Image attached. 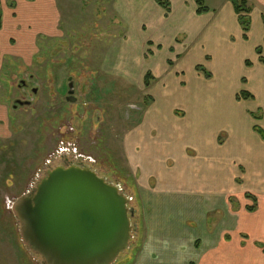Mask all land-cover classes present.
<instances>
[{"label": "rangeland", "instance_id": "obj_1", "mask_svg": "<svg viewBox=\"0 0 264 264\" xmlns=\"http://www.w3.org/2000/svg\"><path fill=\"white\" fill-rule=\"evenodd\" d=\"M1 1L0 264H43L22 242L10 202L35 186L51 155L58 156L59 149L72 153L75 146L90 156L94 168L119 182L133 197L135 236L116 264H134L146 236L145 210L127 151L133 147L135 129L160 102L164 105L160 113L168 120L175 112L178 120L187 119L193 99L199 100L206 123L232 118L228 113L235 110L261 108L263 113L257 110V115H264V84L247 79L257 68L264 70L255 53L264 39V4L248 1L252 24L247 42L238 21V25L232 23L236 17L230 0H205L210 12L202 16L194 0H170L168 14L155 0H55L56 9L50 0ZM46 4L51 10L48 19L58 22L51 27L57 29L48 35L37 34L33 26L43 24ZM27 25L25 31L22 27ZM261 47L260 56H264V41ZM197 65L212 77L207 79ZM148 72L152 75L149 85L145 83ZM262 73L256 76L264 78ZM70 76L79 86L80 80L85 82L77 104L65 100ZM21 80L30 87L22 90ZM32 87L39 93L33 94ZM244 90L253 91L255 101L234 103ZM17 98L32 103L14 109ZM75 123L81 129L78 132ZM258 123L264 128V118ZM246 186L247 179H242L240 196H232L228 205L227 195L222 194L172 201L169 218L173 224L166 228L169 241L185 256L196 238L206 251L228 223V213L237 212L245 223V218L240 219L241 207L246 213L249 204L257 206L253 194L245 196ZM226 227L231 243L237 244L236 231L229 224ZM245 232L250 243L264 245L257 230ZM222 248L211 256L225 254Z\"/></svg>", "mask_w": 264, "mask_h": 264}, {"label": "crops", "instance_id": "obj_2", "mask_svg": "<svg viewBox=\"0 0 264 264\" xmlns=\"http://www.w3.org/2000/svg\"><path fill=\"white\" fill-rule=\"evenodd\" d=\"M260 1L264 4V0ZM49 2L54 4L53 7L56 9V1L50 0ZM45 8L42 12L43 24L39 25L40 27L33 26L37 34L48 35L57 29L51 27L53 23L57 27L58 22L53 21L52 23L48 19V17L51 18V10L47 4ZM232 9L237 19L232 23L238 25V15L234 7ZM2 19L4 21V17ZM262 23H264V16H262ZM262 25L264 27V24ZM239 26L242 30L240 23ZM22 28L26 31L29 27L27 25V28ZM57 31L61 30L58 28ZM248 38L243 37V40L250 41V31ZM263 41L256 46L255 53ZM246 66L249 68L252 64L251 66L246 64ZM262 69L257 68L253 71V76L247 79L252 78L264 84V78H261L264 71ZM257 73L261 74L256 76ZM242 84L245 88L248 86V82ZM249 92L254 98L247 100L255 101L256 94L253 91ZM236 94V92L233 93V95ZM237 95L234 103L247 101L237 100ZM198 101L193 99L189 108L190 113L186 114L187 119L182 121L178 120L176 112L169 120L162 117L160 110L164 105L162 106V102L156 103L155 107H151L152 109L144 114L137 125L134 131V143L131 142L133 147L131 148L130 145L127 148L132 163L131 171L139 189V200L145 210L143 221L146 224L145 240L134 264H264L260 263L264 260V245L256 243L255 246L254 240L250 243L248 235L245 234V230H257V237L264 241V212L262 211L264 206V137L254 129L255 126L261 127L258 122L263 120V112L259 110L261 108L235 110L228 113V116L233 115L232 118L211 124L205 122ZM257 110L262 112V119L255 118L259 116ZM261 128L264 130L263 127ZM222 133L225 136L223 140L221 139ZM242 179L244 182L247 179L249 184V187L246 186L245 196L251 197L250 195L253 194L252 199L257 204L253 211L248 209L252 207L249 204L246 207V213L241 207L242 216L240 217L242 218L240 219L245 218V223L238 219L237 212L232 211V215L228 213L229 219L228 223H225V228L219 230L206 251L200 249V239L196 238L190 245L191 250L186 256L179 252L178 245L169 241L167 235L169 230L166 229L173 224L169 218L171 202H182L197 194H222L227 195L226 204L228 205L232 196L241 193ZM228 224L236 231L237 244L231 243L232 239L226 227ZM161 233L163 236L160 235ZM146 248L152 250L151 256L146 255ZM216 248H222L225 254L217 253L211 256L212 252L217 251Z\"/></svg>", "mask_w": 264, "mask_h": 264}, {"label": "water", "instance_id": "obj_3", "mask_svg": "<svg viewBox=\"0 0 264 264\" xmlns=\"http://www.w3.org/2000/svg\"><path fill=\"white\" fill-rule=\"evenodd\" d=\"M132 201L92 166L72 164L49 169L11 209L22 242L43 264H116L135 236Z\"/></svg>", "mask_w": 264, "mask_h": 264}, {"label": "flooded vegetation", "instance_id": "obj_4", "mask_svg": "<svg viewBox=\"0 0 264 264\" xmlns=\"http://www.w3.org/2000/svg\"><path fill=\"white\" fill-rule=\"evenodd\" d=\"M34 75H32L33 77ZM70 80L72 81V90H73V93L72 94H69V83H70ZM85 82L81 81L80 80V86L78 85L77 81L73 78V77H69L68 78V81L66 83V88H65V92H64V96H65V100L66 101H69L71 102L72 104H77L78 102V94L83 92L84 89V84ZM19 87L23 90V89H26V88H29V83H27V81L25 80H21V82L19 83ZM86 87V86H85ZM32 90V93L33 94H38L39 93V90L37 87H32L31 88ZM53 92L56 94L57 91L53 90ZM52 92V94H53ZM70 99V100H69ZM31 101L27 100V99H21V98H17L15 100V104H13V108L16 109L17 107L20 106H26V105H31ZM101 117L100 116H97L96 120H100ZM94 122V121H93ZM75 131L78 132L80 131V127H79V124L78 123H75ZM73 129V130H74ZM77 142V141H76ZM75 146V144H74ZM73 149V148H72ZM75 151L72 152V153H68V152H65L64 150L63 151H58V156L56 153H54L53 155H51V159H48L46 160V162L44 163V168L45 170L43 171V174L42 176L51 168L57 166V165H64V166H69V165H72V164H76V165H80V166H83V165H87V166H92L94 168V165L91 164V161L92 159L90 158V156H86L85 154H83V151L80 152V150L78 149L77 146L74 147ZM96 169V168H95ZM97 170V169H96ZM98 171V170H97ZM99 172V171H98ZM100 175H102L100 172H99ZM40 176L38 178V180L42 177ZM104 177H107L105 175H102ZM37 180V182H38ZM110 180V179H109ZM113 181V180H111ZM36 182V183H37ZM115 183H119L117 181H113ZM120 184V183H119ZM36 185V184H35ZM35 187V186H34ZM34 187H32V189L30 191H28L27 193H31L34 189ZM26 194V193H25ZM24 195V194H23ZM16 200L10 202L12 205L13 203L15 202ZM11 205V206H12ZM12 210V209H10ZM13 212V211H12ZM135 217V216H134ZM133 219V218H132ZM133 222H134V219H133Z\"/></svg>", "mask_w": 264, "mask_h": 264}, {"label": "trees", "instance_id": "obj_5", "mask_svg": "<svg viewBox=\"0 0 264 264\" xmlns=\"http://www.w3.org/2000/svg\"><path fill=\"white\" fill-rule=\"evenodd\" d=\"M155 1L161 8H163L167 12V14L171 12L172 3L170 0H155ZM230 1L234 7L236 14L238 15V20L242 27V30L244 31L243 37L244 39H248V32L250 31V26H251L252 7L249 6L248 0H230ZM195 3L197 5L198 15H203L210 11V8L205 4L206 3L205 0H195ZM1 22H2V11H1V0H0V26H1ZM257 53L259 55L262 54V47H257ZM259 60L260 62L264 63V56H260ZM246 64L248 66H251L250 61H246ZM196 69L200 72H203L206 78L212 77V73L208 71L204 66L197 65ZM151 78H152V75L148 72L145 76V83L147 85L150 84ZM253 98H254L253 94H251L247 90L241 91L237 95V100H247V99H253ZM255 118L262 119V115H259ZM254 129L256 132H258L260 135L264 137V130L260 126H255ZM248 209L250 211H253L255 207L252 206V207H249Z\"/></svg>", "mask_w": 264, "mask_h": 264}, {"label": "clouds", "instance_id": "obj_6", "mask_svg": "<svg viewBox=\"0 0 264 264\" xmlns=\"http://www.w3.org/2000/svg\"><path fill=\"white\" fill-rule=\"evenodd\" d=\"M146 255L147 256H151L152 255V250L146 248Z\"/></svg>", "mask_w": 264, "mask_h": 264}]
</instances>
